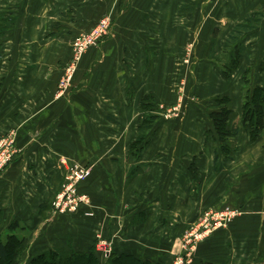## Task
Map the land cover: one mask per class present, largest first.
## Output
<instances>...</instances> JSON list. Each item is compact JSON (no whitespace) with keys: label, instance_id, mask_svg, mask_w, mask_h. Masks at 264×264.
Wrapping results in <instances>:
<instances>
[{"label":"crops","instance_id":"1","mask_svg":"<svg viewBox=\"0 0 264 264\" xmlns=\"http://www.w3.org/2000/svg\"><path fill=\"white\" fill-rule=\"evenodd\" d=\"M215 1L127 0L116 15L120 21L114 22L105 55L88 54L71 92L57 99L60 72L39 70L36 58L46 60L44 55L52 46H62L66 48L55 59L64 62L72 37L88 28L104 3L110 11L111 0H17L12 6L18 17L15 26L0 38V140L14 133L18 151L0 175L3 237H28L30 252L42 254L88 252L100 233L112 241L114 256L169 264L170 258L166 256L167 261L164 255L172 252L197 215L209 208L240 205L244 207L240 223L199 245L193 262L264 264V129L254 140L244 131L242 86L210 71L201 85L204 100L229 98L232 113L227 127L238 128L236 137L227 142L230 159L220 171L215 169L217 139L208 117L212 105H184L190 109L189 117L156 121L142 137L139 134L145 99L174 105L170 79L176 77L166 81L161 63H170L172 69L177 47L194 38L199 45L196 60L209 58L213 47L223 49L236 26L264 9V0ZM87 13L95 18H87ZM66 14H74L75 19ZM256 25L230 47H243L240 62L264 63V18ZM215 30L220 33L214 38ZM114 45L122 47L120 55L119 51L112 54ZM147 46L156 47L154 55ZM101 56L108 63L113 61L114 67L101 65ZM148 56L156 63L153 73L143 68ZM247 67L240 63L238 71L245 72ZM260 67L255 72L261 78L258 86L264 87V66ZM107 78L111 83H105ZM135 145L137 151L132 150ZM74 163L92 170L80 189L88 194L93 208L73 215L54 214L52 201ZM85 212L93 216L86 217ZM243 222L257 225L251 226L254 233L244 236L239 245L236 229Z\"/></svg>","mask_w":264,"mask_h":264},{"label":"rangeland","instance_id":"2","mask_svg":"<svg viewBox=\"0 0 264 264\" xmlns=\"http://www.w3.org/2000/svg\"><path fill=\"white\" fill-rule=\"evenodd\" d=\"M0 1H1L0 5H2V8H0V38H4L5 36L6 37L8 36V34L10 33V31L12 29V26L13 27L15 26L16 19H18L17 14L15 13V10L12 9V6H15L17 4V0H0ZM213 1H215V0H211V3H213ZM126 2H127V0H111L110 5H112V8L108 12L106 11L107 8L105 7L107 4L103 2L105 4L103 11L100 12V14L98 16H96V19H94L95 17L93 18V15L91 16L90 13H87L88 16L86 15V17L87 18L92 17L94 19V21L91 24H89L88 28L82 29L80 32L77 31L78 33H76L72 37V39L70 40V43H69L68 58L64 62L61 63L57 59H55L60 54V51L63 50L64 48H66V47H62V46H60V47L59 46L58 47L52 46L49 54L44 55V56L48 57L46 60H39L36 58V60H38V64L41 66V67H38L39 70L60 72V75L57 78L56 84H55V96L57 99H62L65 96H67L69 94V92H71L70 90L72 89V83H73L74 77L76 76L77 72L81 69L82 61H84L86 59L88 54L99 53V54L105 55V50H103V49H105L104 46H105L106 42H108L110 40V37L113 34L114 22L117 23L118 21H120V20H117L119 15L118 16H116V15L118 14V12L122 8H124V6H126V4H124ZM204 4H208V3L204 2ZM215 7H217V6H215ZM66 15L68 16L69 19L70 18L72 20L75 19L74 14H66ZM22 16H23L22 18H24L25 14H23ZM183 16H185V15H183ZM186 16L188 17V15H186ZM263 18H264V9H258L250 15V17L246 21V23L254 21L255 22L254 26L256 27V26H258V25H256L257 22H260ZM246 23H244L242 25H246ZM202 26L203 25H200V27H202ZM215 31L217 33H220L219 30H215ZM200 33H201V30H200ZM69 34H71V33H69ZM92 34L94 37V44L91 46H87L86 50H84L81 53L79 61L75 62L74 58H75V54L77 53V51H76L77 50L76 39L79 37L91 36ZM95 34H97L96 39L94 36ZM198 36H199V34H198ZM190 37H192V36H190ZM195 37H197V36H195ZM221 37H225V33H222ZM197 43L198 42L194 38V39H191L190 42L188 41L185 45L177 47L178 48L177 49L178 59H177L176 63H174V66L172 69H171L170 63H169V66H167V63H165V62L161 63L162 67H163L162 74L164 73L163 74L164 77L165 76L167 77L165 79L166 81L169 79L168 77L173 76L174 74L176 77L174 79H170V82H172V90L169 88L171 90V92L175 95V99H174V103H173L174 105L172 107H167L165 105H157V104H154L151 99H149V98L145 99V101L141 104V115H142V119H143L141 131L139 132L141 137H142V135H144V133L146 131L148 132L153 127V125L156 121L168 120L171 118L172 119H174V118L181 119L184 117L185 118L189 117L190 109L184 108V105H188L190 107V105H189L190 103L195 104V105H198L197 103H199L200 105H212L213 108H215L217 106L216 99L219 98V99L229 100V98H227L225 96H214V97L211 96L212 98H210L209 100L207 97L205 98L206 100L201 98L203 94H206L205 88L201 85L204 84V80H206L205 76L209 71H210V73L214 72V73L219 74L223 78V80L225 79L226 81H230V83H232V85H237L239 83V85L242 86V90H241L242 91L241 92L242 105H243L244 101L249 99L251 90L258 87V85H259L258 83H260L261 78H259L258 75H256L255 71H256L257 67L259 66V64L263 68L264 63H259V62H254V63L252 62L251 63L249 60H245V59L242 60V62H240V60L238 59L235 62L236 68L233 71V73L230 74L229 78H225V76L222 73L227 72L228 68L230 67L229 62L231 60V56L233 55L230 53L233 52V48L225 49L223 47V49H222V46H220V45H219L220 47L215 46L212 48V52H209V58H207L205 60L202 59L203 61H201V60L199 61V60H196L197 59L196 55H197V52L199 49V45ZM36 47H38V46H36ZM147 47H148V50H147L148 53H150L151 55H154V50H157L156 47H154V48L152 46H147ZM111 49L113 50L112 54H113V52H114V54H116L118 51H119L118 55H120L122 53V51H121L122 47L119 45H116V47L114 45V49L112 47H111ZM115 51H116V53H115ZM206 51H208V49H206ZM44 53L46 54V52H44ZM100 58H102V56ZM114 58H116V62L118 61L119 64H122V66H124L123 61L120 60L119 57L114 56ZM151 58H152V56H148V59L144 63V67H143L144 70L147 71L148 73L149 72L153 73L155 71V68H156V63L153 62L154 60ZM102 59H104V60H102L101 65L103 63H105V64L108 63L106 61L105 57H103ZM27 60H28V58H27ZM233 62H234V60H233ZM30 63H31L30 60H28L27 65H31ZM113 63H114L113 61L108 63L111 65L109 67V70L112 66L114 67ZM240 63L244 64L245 66H248L249 68L247 67L245 72H239L238 68L240 66ZM35 64H37V63H35ZM97 65H98V63H96V66ZM91 67H90V70L92 69ZM198 67H201V69L197 73V71L199 70ZM70 70H71L72 75H73L72 81H71L70 85L68 87H66L65 89L61 88V83H62L63 79L66 77L67 73H69L68 71H70ZM172 70H173V72H172ZM107 79L109 81H105V83H107V82L111 83L112 79H109V78H107ZM197 81H198V83H197ZM105 83H102V84L104 85ZM110 85L111 84H109V87H110ZM233 89H234V86H233ZM247 95H248V97H247ZM229 105H230V100L228 101V106ZM102 108L104 109V107L102 105H100V109H102ZM147 116H151V117L154 116V117H156V119L154 121H146L145 117H147ZM99 128L101 129V124H100ZM10 133L3 136L1 138V140L8 137ZM14 142L15 141H13V147H14L13 149L15 150V154H14V156H15L18 153V151L14 146ZM140 142H142V141H140ZM137 145L140 146L141 143H139ZM217 147H218V143L216 142V148ZM137 149L138 148L135 145L132 150L137 151ZM130 153H132V151ZM137 155L138 154H135V156H137ZM219 160L220 161H218V164H219V166H221V163H222L221 162V155H220ZM11 162H10V164H11ZM10 164L8 166H10ZM2 173H0V175ZM91 174H92V170H91ZM91 174H90V176H91ZM64 182H65V179H64L62 185L60 186V189L56 193L55 197L62 190V186L64 185ZM84 183H82L81 185H83ZM81 185L79 187V192L87 197V202L81 204V209H79V211L76 212V214L80 213V211L82 209L88 208L89 210H92V208H93V206L91 204L92 203L91 199L88 196V194L81 191V189H80ZM55 197H54L53 201L55 200ZM53 201H52V203H53ZM243 208H244L243 206L240 207V205H236V206H232V207L224 206L223 208L218 207V208L205 209L199 215H197L196 219L193 222H191L188 226L185 227V231L188 230L191 226L195 225L199 221L200 217H202V215H204L205 213H207L210 210L214 211V210H226V209H228L231 211H235L237 215L231 221H229L226 224V226H224L223 228L221 227V228L216 229L214 232H212L210 235H208L205 239H202L198 243H196L197 245L193 248V250L191 252H189L188 250H185L184 247H182L184 245L182 243V238H183V234H184L183 233L176 240V243H175L176 246L174 247L175 249L173 248L172 252H170V254L164 255L165 257H163V258L168 261V258H166V256L169 257L170 258L168 261V262H170L169 264H179L180 261H182L184 264H194L193 255H194V252L196 251V248H198V246L201 245L206 240L210 239V237H212L213 235L218 234L224 230H227L230 226L235 224L239 220V218L242 219L244 217V215L242 214V212L244 210ZM53 213L57 214V215H71V214L73 215V214H75V213H67V212L59 213L56 211ZM83 215L86 217H92L93 216V214L91 212H85ZM237 223H240V222H237ZM243 223L244 224H240V227H241L240 229H238V228L236 229V232H238L236 237H238L240 240L238 242V244L241 243L242 238L244 236L250 235L248 237H251V234L254 233L251 226L257 225V222H243ZM1 226H2V223L0 225V235L3 236L4 234H2L3 232H1L2 231ZM243 226L245 228H243ZM246 239H247V237H246ZM101 241H107L108 243H110L111 250H110L109 255H111V252H112V241L110 239H108L106 236L101 235L100 233L96 234L94 237V242H93L94 243V249L97 253V256H98V259L100 260V263L104 264L105 261L109 258L108 257L109 255L104 254V252L101 251V249L99 248V244ZM31 244H32V241H31ZM235 247L237 249V246H235ZM37 255H39V254H35V252L34 253L30 252V242H29V245L25 248L23 253H21L20 264H30L31 260ZM195 264H197V262ZM253 264H261V262L255 261Z\"/></svg>","mask_w":264,"mask_h":264},{"label":"trees","instance_id":"3","mask_svg":"<svg viewBox=\"0 0 264 264\" xmlns=\"http://www.w3.org/2000/svg\"><path fill=\"white\" fill-rule=\"evenodd\" d=\"M255 22L251 21L246 25L236 26L228 35L225 41L224 48L229 49L233 44L245 33L254 29ZM217 36V32H214V38ZM243 52V47L238 44L233 48V55L229 62L230 67L227 72L222 73L225 78H229L230 74L236 68V60H238L240 54ZM234 60V62H233ZM248 97V95H247ZM227 99H216L217 106L212 109L208 117L212 123V127L217 139L218 147L215 149L214 162L215 169L222 170L223 164H225L229 158L228 140L236 137L238 128L232 126L228 129L227 123L232 113L228 106ZM146 121H154L156 117L147 116ZM241 125L245 132H247L252 140L256 139L258 134L264 129V87H256L251 90L249 99L244 101L242 105ZM142 139V138H141ZM141 139L138 137L136 144H139ZM134 146H132L133 149ZM221 155V166L218 161ZM2 223V216L0 214V225ZM13 225H10L9 230L13 229ZM30 238L18 237L16 235H6L5 237L0 235V264H20L21 253L29 245ZM264 257V255H263ZM30 264H101L94 246L88 252H76V251H58L49 250L42 254L35 256ZM106 264H151L150 262H141L130 256H114L112 253L106 261ZM210 264V263H201Z\"/></svg>","mask_w":264,"mask_h":264},{"label":"built area","instance_id":"4","mask_svg":"<svg viewBox=\"0 0 264 264\" xmlns=\"http://www.w3.org/2000/svg\"><path fill=\"white\" fill-rule=\"evenodd\" d=\"M95 39L97 34L94 35ZM94 44L93 34L87 37H79L76 39L77 53L74 61L80 59L81 53L86 50L87 46ZM66 77L61 83V88H66L70 85L73 75L71 70L68 71ZM170 112V111H169ZM14 133H10L8 137L0 141V173H2L12 161L15 150L13 149ZM91 174V168L79 163H74L69 167L65 176V182L62 190L55 197L52 203L53 212L59 213H76L81 209V204L87 202V197L79 192V187L84 183ZM236 212L231 210H210L199 221L186 230L183 234L182 243L185 250L191 252L200 240L205 239L208 235L218 228H223L226 224L236 217ZM99 248L104 254L109 255L111 245L107 241H101ZM179 264H184L180 261Z\"/></svg>","mask_w":264,"mask_h":264}]
</instances>
